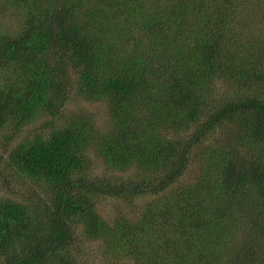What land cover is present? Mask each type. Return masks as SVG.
<instances>
[{
  "label": "trees",
  "instance_id": "trees-1",
  "mask_svg": "<svg viewBox=\"0 0 264 264\" xmlns=\"http://www.w3.org/2000/svg\"><path fill=\"white\" fill-rule=\"evenodd\" d=\"M0 15V264H264V0Z\"/></svg>",
  "mask_w": 264,
  "mask_h": 264
},
{
  "label": "rangeland",
  "instance_id": "rangeland-1",
  "mask_svg": "<svg viewBox=\"0 0 264 264\" xmlns=\"http://www.w3.org/2000/svg\"><path fill=\"white\" fill-rule=\"evenodd\" d=\"M1 16V15H0ZM2 17V16H1ZM3 18V21H6V20H8V21H10L11 22V18H8L7 16H4V17H2ZM68 109H70V110H77V109H79V110H90L91 111V117L94 119V120H96V121H98V123H100L99 121H101L102 119L101 118H99V110H100V108H97L94 104H92V103H90V102H88V101H86V100H83V99H76V100H74L72 103H70V104H68ZM39 124H40V120L37 122V123H35V124H33V128H35V129H38L39 128ZM1 147V146H0ZM91 154H93V152H90ZM92 160L94 161V162H98L97 163V170H99V171H102V169H103V165H102V163L97 159V157L96 156H93L92 157ZM15 187H16V185H15ZM138 201V200H137ZM139 202V201H138ZM140 202H142V200H140ZM139 202V203H140ZM98 210H99V212H100V214L103 216V217H106V218H111L112 216H113V214H114V209H113V207H112V205L109 203V202H106V203H103L102 205H99L98 206ZM98 257V256H97ZM96 257H94V262L96 261ZM92 262V261H91ZM94 264V263H93Z\"/></svg>",
  "mask_w": 264,
  "mask_h": 264
}]
</instances>
